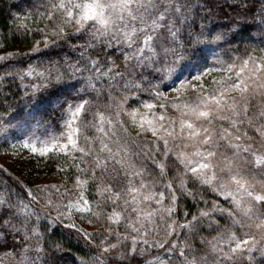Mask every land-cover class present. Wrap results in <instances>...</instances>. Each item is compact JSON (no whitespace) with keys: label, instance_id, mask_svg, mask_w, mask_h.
Returning <instances> with one entry per match:
<instances>
[{"label":"trees","instance_id":"trees-1","mask_svg":"<svg viewBox=\"0 0 264 264\" xmlns=\"http://www.w3.org/2000/svg\"><path fill=\"white\" fill-rule=\"evenodd\" d=\"M55 2L56 0H0V52L23 54L8 57L0 65V151L6 150L3 156L11 157L9 160L16 167H13L15 177L6 175L0 169V194H10L13 203L21 201L22 204L19 206L25 208L30 227H34L39 233L37 235L29 232L27 241L17 237L16 248H0V264H17L20 259L19 250H22L25 244L28 247L26 255L36 261V264H46V262L47 264H82V262L98 264L97 257L99 261L111 264L108 253L101 251L98 253L96 246L90 244L95 241L100 242L104 235H108L106 241L114 242L118 241V234L120 241L124 237L132 236V233L124 222L108 219L113 210L116 212L121 210L122 197L113 203L107 193L101 195L97 192V187L103 189L108 183L113 185V192L120 191L115 186L119 180L113 179L112 172V168L115 166L117 169L118 165L109 161L107 172L102 173L100 169H96L95 180L92 179L89 171L94 166V156L99 155L101 159H107V153L101 152V140L115 151L117 145L112 141H117L119 138V144L127 147L137 155L142 165L148 167L150 179L156 178L160 184L170 179L178 193L176 217L181 220L191 219L199 210L204 209L207 203H217L222 198L211 190V185L201 184L191 174L184 175V168L171 155L164 160L160 146L157 148L140 136L126 137L124 129L131 127L127 118L124 127L117 123L118 119L115 121L114 131L109 134L111 141L97 131L99 127L96 121L97 113L115 111L117 101L122 98L121 94L129 97L124 108L131 110L140 107L150 98L157 99L155 93L153 95L149 90L146 91L148 86L154 85L152 82H157L158 93L168 89L169 84L161 85L159 71L149 66L146 61L136 65L138 47L136 43L129 45L121 41L117 44L112 37L93 39L92 33L95 28L87 25L85 30L79 33L76 31L77 25L65 26L64 31L68 33L67 36H52L50 29L53 22L48 19L46 9L51 10ZM237 3L238 0H219L218 3L214 0V4L209 7H215L217 15L215 23L210 26L214 28L227 26L228 18L233 13V8L229 5ZM261 8H264L261 0H249L243 13L247 22L239 31L229 34L225 42H212L209 38L208 41L194 45L198 51L194 55L188 53L185 59L180 60L182 65L180 78L187 77L188 73L201 74L205 69L214 68L223 60L246 58L248 54L264 55L261 51L264 50V26H260L258 18ZM194 15L199 20V15L196 13ZM59 16L60 14L57 13L55 20L57 24L61 23ZM45 35H48L49 42L44 41ZM109 40H112L111 47L107 46ZM51 41H56L55 46ZM89 43L94 47H87ZM34 47L36 51H33ZM125 55L129 57L127 60ZM89 58H100L102 65L105 58H111L117 70L123 73V77L116 80H111L109 77L97 79L94 70L90 69L87 63ZM49 60L60 61L57 67L63 73V78L58 82H50L47 87L41 86L34 92L32 85H42L39 73L50 67ZM77 62L89 70L71 76L67 65ZM103 70L104 67H101V71ZM89 76L92 77L94 87L89 86ZM136 84L139 88L134 86ZM61 101L68 103L62 105ZM81 101H89V103L85 105V111L80 113L77 121V126L80 128L78 148H85L86 152H91L90 155H84L78 149L70 150L68 153L51 152L48 155L26 154L19 147L7 149L10 141L2 140L1 132L9 119L28 116L39 128L44 129L43 133L59 134L68 126L66 124L70 114L68 106L71 105L73 108ZM120 113L122 116L127 115L124 111ZM85 137L90 138L88 143L85 142ZM15 143L18 146V143ZM4 159L8 161V158ZM161 160L165 163L166 177L164 175L162 177L158 167L157 161ZM79 169L85 171L81 173ZM77 175L81 180L88 182L84 196L90 203V212L80 210L83 206L82 202L76 206L79 197L77 201L70 198L74 193L70 195L68 186L75 182ZM181 180L186 182L185 187L192 195L181 189L179 186ZM46 181L55 187L43 185L38 190L37 184ZM36 196L38 199L35 198ZM121 196H124L123 192ZM49 199L57 200L59 205L49 204ZM57 211H61L60 215ZM84 216L88 222L87 226L80 220V217ZM203 223L202 226H193L184 231L179 237L180 245H187L189 242L197 244L201 251L197 254V258L202 257V252L206 255L210 253L212 247L208 245L211 239L218 237L219 234L228 235L236 227L231 216L223 217L221 222L216 223L217 226L213 225L214 222L211 220L204 219ZM73 224L76 227H72ZM106 226L110 231L106 230ZM224 245L228 249V245ZM208 264H232V262L223 259L213 261L210 258ZM234 264L245 263L238 261L236 257Z\"/></svg>","mask_w":264,"mask_h":264},{"label":"snow or ice","instance_id":"snow-or-ice-1","mask_svg":"<svg viewBox=\"0 0 264 264\" xmlns=\"http://www.w3.org/2000/svg\"><path fill=\"white\" fill-rule=\"evenodd\" d=\"M215 2L218 3L219 0H215ZM248 3L249 0H238L237 4L229 5V7L233 8V13L228 18L227 26L222 28L210 26L215 23L217 15L216 8L209 7V5L214 4V0H56L52 4L51 10L46 9V15L53 22V26L50 29L52 36H67L68 33L64 31L65 26L75 24L78 26L76 31L79 33L85 30L87 25L95 28L92 36L96 40L102 37H112V40L117 44L123 41L132 45L139 39L140 47L136 50L138 63L145 60L151 62L155 58L161 61L170 60L171 64L175 65L178 61L185 59L186 54L191 53L194 55L198 51L194 45L208 41L209 38L212 42H225L229 34H235L239 31L247 22L243 13ZM261 3H264V0H261ZM57 13L60 14L59 18L61 23L59 24L55 22ZM194 13L199 15V20H197ZM258 18L260 26H264V8H261ZM112 40L108 41V47L112 46ZM44 41L49 42L48 35L44 36ZM39 43L38 41L37 44ZM51 44L55 46L56 41H51ZM81 47L84 46L81 45ZM87 47H94V45L89 43ZM36 50L34 47L33 51ZM145 50L149 52L148 56L144 55ZM261 51L264 52V50ZM20 55L23 54L7 53L5 56H0V60ZM128 58L125 55V60ZM48 63L50 67L44 72L39 73V76L42 78V85H32L34 92L41 86L47 87L50 82H58L63 78V73L57 67L60 61L49 60ZM87 63L90 69L94 70L97 79L100 77H109L111 80H116L117 78L123 77V73L117 70L115 62L111 58H105L103 65L100 58H89ZM220 63L223 62L220 61ZM101 67H104L103 71H101ZM67 70L70 71L71 76H75L77 73H82L89 69L83 68L77 62L68 64ZM169 71H172L171 66H169ZM210 71L212 70L205 69L204 73ZM221 71L230 73L231 75H225L218 80H214V87L212 88H205L203 84L191 85V88L196 90L194 93V103L172 105L180 113L178 130L177 120L175 118L166 117L163 114L157 116L154 113L149 118L139 113L138 109L127 112L124 108V103L128 100V96L121 94L122 98L116 104L117 117H119L120 112H126L127 116L131 119V123L138 126L141 129V133L151 132L153 136L157 137V141L163 142L166 149L165 155L169 150V139L183 141L184 149L191 147L193 151L182 150L176 153V159L183 166L184 175L191 174L194 179H198L201 184L206 185H212L218 179L216 173L217 164L215 163L217 157L216 141L224 140L230 143L229 137L232 136L230 128L238 130V125L243 123V121L238 122L231 118L232 116L239 117L242 114L238 110L237 97L245 99L248 96L257 94L264 96V55L253 56L248 54L246 58L241 60L240 64H227ZM112 73H115V75H111ZM200 78V76L195 77L197 80H200ZM88 83L89 86L94 87L91 76L88 77ZM183 83L181 81L182 85ZM134 86L139 88L138 84ZM233 93L236 95H233ZM155 95L163 98L160 93H155ZM67 103V101H61L62 105ZM88 103L89 101H81L74 108L71 105L68 106L71 119L66 121L68 125L64 134L66 141L59 144L60 151L68 153L70 151L69 146H71V150L78 149L84 155L91 154L90 151L86 152L85 148H78L80 128L73 127V121L77 120L79 113L85 111V105ZM143 107L153 109L155 106L150 103H144ZM160 107L163 109L164 105H160ZM247 111V104H244L243 114L246 115ZM229 112L231 116L224 114ZM97 115L99 117L98 124L100 125L97 131L111 141V137L103 125L105 121L112 127H115V125L103 113H98ZM260 117L264 118V111L260 112ZM215 119L229 121L230 128L221 127L219 132H217L215 128L211 127ZM117 123L123 126L124 121L118 119ZM124 131L126 132L127 129H124ZM261 134L264 135V133ZM235 139L240 140L241 137L236 136ZM89 140L90 138L85 137L86 143ZM112 143L117 145L115 151L112 147H109V144L101 140V152L107 153V159H101L99 155L94 156V166L89 171L91 172L92 179L95 180L96 169H100L102 173L107 172L109 169V161H112L123 170L126 188L121 191L124 193V196L128 197L123 200V211L135 213L134 220L129 215L127 226L136 235L124 237V240H130L131 243L122 248L118 234V242L116 244H108L103 248V253L109 254L111 264H140L144 248L141 246L138 249V243L142 241L143 244H148V241L144 239L147 232L145 231L141 235L143 221H151L153 214L158 211V209L145 211L140 205L148 201H155L157 205H160L164 194L163 192L155 193L151 191V186L144 179V169H137L130 158L125 159V157L129 156V149L119 144V138H117V141H112ZM151 143L159 148V144L156 141H152ZM24 147H30L33 152H45L48 150L47 148L38 149L29 143H25ZM232 147L236 148L237 151H249L248 145L235 144ZM252 156L250 176L255 181L257 175L264 177V153L257 154L253 152ZM223 160L224 167L220 169L221 172L226 171L229 175L230 182L236 185L235 192L240 193L241 197L247 198V203L242 208V213L250 223L247 225L241 223V220L236 218L235 214L230 210L222 209L221 211L228 212V215L233 218V223L239 227H254L259 230L261 239L264 240V191L257 192L253 190L254 185L249 183V179L246 176L241 175L242 168L239 160L229 159L228 157H224ZM243 163L248 164L249 162L244 161ZM158 167L163 175L164 164L161 163ZM79 171L83 173L85 170L79 169ZM112 172L114 180L118 181L121 179V174L117 172L115 167L112 168ZM134 178H138L140 181L138 187L134 184ZM75 182L76 186L80 189L79 201L76 202V206H79V203L82 202L83 206L80 210L90 212V203L84 196L88 182L87 180H81L79 175L76 176ZM257 182L259 183L260 181ZM185 183L184 180H181L179 186L188 195H192L191 191L185 187ZM117 186L119 185L117 184ZM37 187L39 190L40 186ZM165 187L169 189V199L172 202V207L164 211L170 215L174 211L177 196L175 195V189L172 187L171 181ZM221 187H224V185H221ZM112 188L113 185L108 183L104 185L103 189L97 187V192L101 195L107 193L109 199L115 203L121 199V191L113 192ZM145 189H149L147 194H144ZM213 190L220 191L219 188H213ZM57 191L59 192V189ZM220 194L233 197L236 208L241 209V198H237L232 191L225 189ZM157 196L160 199H156ZM48 203L51 204L52 201L49 200ZM21 204V201L11 202L10 194H0V248H16L17 237L22 241H27L29 239V232L39 234L37 229L30 227V221L28 220L25 208L19 206ZM215 210L213 208L212 211ZM94 215H98V213H94ZM209 215V212H201V216L203 217H208ZM108 219L119 222L121 212L113 210ZM192 220H197V217L193 216ZM137 224L140 227H137ZM190 226L191 222H188L186 225H181V227ZM72 227L76 226L73 224ZM168 227L171 228V225ZM85 235L88 234L85 233ZM223 242L228 245L227 252L223 248H217L216 244H212L211 247L214 252L220 254V259L231 261L232 264H234L235 258L244 252L248 253L246 259L249 264H254L253 256L251 255L254 250L259 251L260 255L264 256V245H261L257 249L259 242L254 235L245 233V238H238L235 232L230 231L228 239ZM157 246L163 247L162 244H157ZM186 248L188 251H192L186 245L181 246L178 250V255L184 261V264H205V258L203 256L199 258L193 256L191 259L186 257L184 255ZM27 251L28 247L25 244L24 248L19 250L20 259L17 261V264H36V261L26 255ZM37 251H39V248ZM168 251H171V249H168ZM38 259L39 257H37ZM97 260L98 264H108V262L99 261V257H97Z\"/></svg>","mask_w":264,"mask_h":264},{"label":"rangeland","instance_id":"rangeland-1","mask_svg":"<svg viewBox=\"0 0 264 264\" xmlns=\"http://www.w3.org/2000/svg\"><path fill=\"white\" fill-rule=\"evenodd\" d=\"M138 47H140V40L137 39L135 42ZM137 53V52H136ZM7 52H0V56H5ZM144 55L148 56L149 52L147 50L144 51ZM244 58H231L230 61L223 60V63H219V65L214 66V68H209L212 71L204 73V71L201 72V74L197 75V72H194L192 74L188 73L187 77L185 78H180L179 73L182 71V65L180 64V61H178L175 65L171 64V61H161L159 59H152L151 62L146 61V63L155 68L157 71H159V75L161 76L162 81L160 82L161 85L163 84H169L168 89H164L162 94L163 98H160L157 96V99H149V101H144L140 107H135L130 110V108L127 109V112H131L133 109H138L139 113L145 115L146 117H151L154 114L159 116L160 114L165 115L166 117H171L175 118L177 120V130H178V122H179V116L180 113L177 109L173 108V104H183V103H194L195 102V91L194 89L191 88V85L194 84H203L205 88H212L214 87L213 81L220 79V77L225 76V75H231L230 73H226L224 71H221L222 68L226 67L227 64H240L241 60ZM131 60V59H130ZM5 60H0V65L3 64ZM143 63V62H141ZM138 61L136 65H138ZM169 66L172 67V71H169ZM200 76V80L195 79V77ZM179 78V79H178ZM181 81H183V85L181 84ZM154 85L153 86H148L146 91L149 90L151 94L154 95V93H158L157 90V82H152ZM233 95H236L233 93ZM156 96V95H155ZM129 98V97H128ZM128 101V100H127ZM127 101L124 103L126 104ZM238 101V110L241 111V115L239 117L232 116V119L239 121H243L242 124L238 125V130L236 129H231L230 128V123L227 120H219L215 119L213 121V124L211 127L215 128L217 132H219L220 128H230L232 131V136L229 137V142H226L224 140H217V157L215 160V163L217 164L216 167V173L218 179L213 182V184L210 186L211 190L213 188H219L220 191H214L215 193H218V195L221 196V200L217 203L209 204L207 203L204 207V209L199 210L195 217H197V220L193 221L192 217L191 219H187V221L181 220L178 217H176V211H177V201L175 204L174 211L169 215L167 212L164 210L172 207V202L169 199V189L165 187V185L170 182L169 180H166L164 184L158 183V179L156 178H149V170H147V166L142 165L141 161L137 158V155L129 151V156L125 157V159L130 158L137 169L143 168L144 169V179L145 182L148 183L151 188L150 190L155 192V193H160L163 192L164 196L162 199V202L160 205H157L155 201H148L144 202L143 204L140 205L145 211H151L152 209H158L156 213L153 214L151 221L145 220L143 221V227L141 228V235L144 234V232H147V235L144 236V239L148 241V244H143L142 241L138 243V249L139 247L144 248V253L140 259V264H184V261L180 258L178 255V250L181 246L185 245H180L179 244V237L181 234L186 231L191 229L193 226L198 227L202 226L204 219L206 220H211L213 221V225L217 226V222H221L223 217H230L228 215V212L226 211H221L222 209H227L233 212L236 216V218L241 220V223L247 225L250 223L242 213V208L246 205L247 203V198L246 197H241L240 193H236V185L232 184L229 180V175L228 173L221 172V168L224 167V157H228L229 159H236L241 162V175L246 176L249 179V183L254 185V191L257 192H262L264 191V177H260L259 175L256 176V180H252L250 176V169H251V161L253 160L252 153H264V135L261 133H264V118L260 117V112L264 111V96H261L259 94L254 95V96H248L245 99H240L237 97ZM144 103H150L154 105L155 107L153 109H147L143 107ZM247 104L248 111L247 114H243V105ZM160 105H164V108L161 109ZM74 108V107H73ZM117 108L115 111L111 113H103V115L106 118H110L113 122V125H115V121L117 119L123 121H130L131 127H125L127 129L125 136L126 137H131V138H137V136L143 137L145 140L149 141L150 143L152 141H156L159 146L163 150V159L165 160L168 156H172L173 158L176 159V153L182 150H187V151H193L191 147L188 149H184L183 144L184 142L181 140H176L173 141L169 139V145H168V151L167 154L165 155L166 149L163 145L162 141H157V137L153 136L151 132H143L141 133V129L138 126H135L131 123L130 117L128 116H122L120 113L119 117L116 115ZM99 113V112H98ZM97 113V114H98ZM126 113V112H125ZM127 114V113H126ZM225 115L231 116V113H224ZM80 113L78 114L77 120L73 121V127H79L77 126V121H79V116ZM96 121H98L99 117L96 115ZM127 118V119H126ZM71 119V116L69 114L68 120ZM98 126H100L98 124ZM126 126L125 123H123L124 127ZM208 126V125H205ZM68 127V126H67ZM103 127L105 128L106 131L110 134V132L114 131L115 127L110 126L107 121H105ZM259 129V131H257ZM67 128L63 131L60 132L59 134H46L43 133L44 129L41 127L39 128L37 123H34V120H32L30 117L25 116L23 118H11L5 123V125L2 127V140L9 139L10 144L7 146V149L10 148H17L19 147L24 151L26 154H31V155H48L51 152L57 153L62 152L59 149V144L64 143L66 141V136L64 135L66 132ZM138 133H141L140 135H137ZM246 133V135H244ZM129 135V136H127ZM240 136V140H236L235 137ZM76 138V137H74ZM18 143V146L16 143ZM25 143H29L34 145L38 149H44L47 148L48 150L45 152H33L30 147L26 148L24 147ZM153 144V143H152ZM235 144H242V145H248L249 146V151L244 152L243 150L237 151L236 148L232 147V145ZM155 145V144H153ZM71 150V146H69ZM6 150H1L0 154L2 157H0V169L6 174V175H11L12 177H15L13 174V171H15L14 168H16L9 160L11 157L9 156H3V154ZM0 155V156H1ZM4 158H8V161H6ZM164 160L157 161L158 164H164ZM177 160V159H176ZM178 161V160H177ZM244 161H248V164H244ZM14 167V168H13ZM115 167V166H114ZM117 167V171L121 174V179L117 182L119 186L115 183V186L121 191L122 189L126 188V181L123 178V170ZM183 167V166H182ZM160 169V168H159ZM161 172V170H160ZM164 176L166 175V167H164ZM162 175V177H163ZM166 177V176H165ZM157 181V182H156ZM257 181H260L259 183ZM139 179L134 178V184L135 186H139ZM157 183V184H156ZM37 185L39 186H52V183L49 181H46L45 183H38ZM221 185H224V187H221ZM44 186V187H45ZM172 187L175 189L172 183ZM30 188V187H29ZM70 190V195L74 193L73 197H70L77 201L78 197L80 196V189L76 186V182L70 184L68 186ZM225 189L232 191L237 198H241V209H237L234 203V199L231 196L228 195H221V191H225ZM149 189L144 190V194H147V191ZM73 192V193H72ZM122 193V191H121ZM124 195V193H123ZM175 195L177 196L178 199V193H176L175 189ZM122 199H126L128 197L126 196H121ZM38 199V196L35 197ZM156 199H160L159 196L156 197ZM52 201L51 205L57 206L59 205L57 200L49 199ZM70 208V207H68ZM213 208H215V211H212ZM124 209V204L121 206V210L117 212H121V219L120 222H124L127 224L126 218L129 217V215L132 216L133 220L135 219V213H130V212H125L123 211ZM52 213V211H49ZM60 215L61 211H57ZM201 212H209L210 215L208 217H203L201 216ZM86 216L80 217V220L83 221L86 225L88 224L87 220L85 219ZM79 218V217H77ZM200 219V221H198ZM203 220V221H202ZM76 221V220H75ZM188 222H191L190 227H181V225H186ZM90 223V222H89ZM233 224V223H232ZM171 225V228L168 226ZM236 227L232 230V232H235L238 238H245V233H248L250 235L256 236L257 241L259 242L257 244V249L260 248L261 245H264V240L261 239V234L260 231L255 229L254 227H244L241 228L236 224H233ZM87 226V225H86ZM89 227V226H88ZM137 227H140L139 224H137ZM106 230L110 231V229L106 226ZM76 232V231H75ZM130 232L132 235H136V233L132 232L130 229ZM219 234L217 239H211L212 241H209V245L211 246L212 244H216L217 248H223L225 252L228 251V249L225 248V243L223 241H226L225 238H228V235H221ZM108 238V235L103 236V240L101 239L100 242H93L90 245L93 246V244L96 246L95 249L99 253L100 251L103 252V248L106 247L108 244H116L118 241H106ZM138 241H139V236H138ZM121 247H126L129 245L131 242L130 240H124L121 239L120 241ZM175 242V244H173ZM251 243V242H250ZM157 244H162L163 247L157 246ZM151 245V246H150ZM186 246H189L192 251H188V249H185L184 255L191 259L193 256H197L198 253H201L200 248L197 246L196 243L194 242H189ZM209 248V247H208ZM101 249V250H100ZM168 249H171V251H168ZM248 253L244 252L242 255L237 256L238 261L243 262L245 264H248L249 262L247 261ZM251 255L253 256V262L254 264H264V258L260 255L259 251L254 250ZM202 256L205 258V264H208V260L210 258L215 260H219L220 254L218 252H214L213 249H211L210 253L207 255L202 252Z\"/></svg>","mask_w":264,"mask_h":264}]
</instances>
